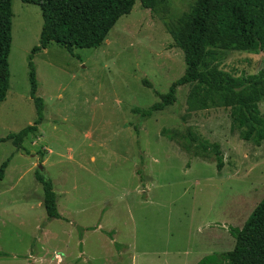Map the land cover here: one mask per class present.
<instances>
[{
  "label": "rangeland",
  "instance_id": "obj_1",
  "mask_svg": "<svg viewBox=\"0 0 264 264\" xmlns=\"http://www.w3.org/2000/svg\"><path fill=\"white\" fill-rule=\"evenodd\" d=\"M196 0L137 1L99 48L58 44L33 56L43 120L21 147L10 136L39 118L29 61L40 44L39 6L13 0L10 88L0 103V264H198L232 251L264 199V141H246L230 108L191 111V86L144 119L186 70L173 32ZM221 69L233 76L264 69V50L230 51ZM147 82V83H145ZM264 116V101L260 103ZM220 145L185 152L163 131ZM184 141V140H183ZM50 180L60 218H49L37 176ZM37 254L36 261L28 256Z\"/></svg>",
  "mask_w": 264,
  "mask_h": 264
},
{
  "label": "trees",
  "instance_id": "obj_2",
  "mask_svg": "<svg viewBox=\"0 0 264 264\" xmlns=\"http://www.w3.org/2000/svg\"><path fill=\"white\" fill-rule=\"evenodd\" d=\"M22 1L39 6L44 23L40 44L33 49L29 61L31 97L39 118L34 125L6 139L13 140L18 147L29 134L36 133L43 120L44 102L37 97L33 56L53 43L70 54H74V48H99L119 19L132 12L137 1L145 9L155 10L161 0ZM13 16V0H0V103L5 101L10 88ZM173 39L176 47L184 52L185 74L160 102L134 112L149 119L176 103L179 87L190 85L188 107L191 111L230 108L241 137L260 146L264 141V116L260 110V103L264 101V69L257 74L236 77L221 69V63L230 51L254 53L264 50V0H196L180 19ZM163 135L177 141L187 153L194 147L201 150L197 156L214 154L217 168L223 169L224 157L219 144H208L192 132L183 137L164 130ZM7 166L8 162H5L1 167L0 180L4 179ZM37 178L44 187V207L49 218H60L52 182L41 175ZM229 230L236 240L234 249L207 256L198 264H264V199L242 228L231 227Z\"/></svg>",
  "mask_w": 264,
  "mask_h": 264
},
{
  "label": "crops",
  "instance_id": "obj_3",
  "mask_svg": "<svg viewBox=\"0 0 264 264\" xmlns=\"http://www.w3.org/2000/svg\"><path fill=\"white\" fill-rule=\"evenodd\" d=\"M39 205H41V207L44 206V201H43V203L40 202ZM44 208H45V207H44ZM28 256H30L31 259H34V261H36L37 258H39V259L41 258V257L38 256L37 254H33V253H31V252L28 254Z\"/></svg>",
  "mask_w": 264,
  "mask_h": 264
}]
</instances>
